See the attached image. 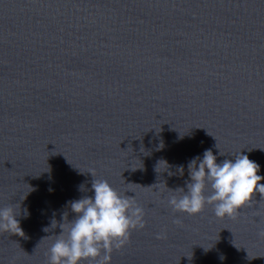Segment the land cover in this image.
Instances as JSON below:
<instances>
[{
	"label": "water",
	"instance_id": "obj_1",
	"mask_svg": "<svg viewBox=\"0 0 264 264\" xmlns=\"http://www.w3.org/2000/svg\"><path fill=\"white\" fill-rule=\"evenodd\" d=\"M206 149L264 175V0H0V207L24 232L0 264H47L92 173L145 211L111 264H264L258 192L234 217L169 206Z\"/></svg>",
	"mask_w": 264,
	"mask_h": 264
},
{
	"label": "clouds",
	"instance_id": "obj_2",
	"mask_svg": "<svg viewBox=\"0 0 264 264\" xmlns=\"http://www.w3.org/2000/svg\"><path fill=\"white\" fill-rule=\"evenodd\" d=\"M216 147L219 149L218 143ZM218 155L225 154L221 151L214 154L212 149H206L202 157L196 156L188 162L189 179L185 187H167L168 204L174 211L199 215L211 205L217 218L234 217L241 213L239 209L255 203L257 192L264 197V175L259 174L261 167L257 162L242 153L234 156V160L217 162ZM162 162L167 166L166 171L169 169L170 165L162 160L157 162L155 171L160 172ZM178 171L183 174L184 166H178ZM92 175L94 195L69 202L75 219L59 224L61 232L49 248L47 264H111L113 251L126 247L132 231L146 226L145 211L138 203L121 195L107 180ZM29 215L25 208L23 218ZM19 216L20 205L19 210L14 205L0 207V232L24 236ZM66 217L67 213L63 215L64 221ZM56 227L57 222L53 220L51 228ZM49 229L45 227L43 231ZM158 238L161 237L158 235ZM220 259L225 257L220 256Z\"/></svg>",
	"mask_w": 264,
	"mask_h": 264
}]
</instances>
